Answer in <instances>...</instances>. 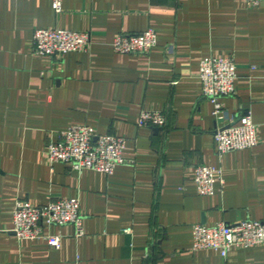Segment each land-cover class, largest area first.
Masks as SVG:
<instances>
[{
	"label": "crops",
	"instance_id": "crops-1",
	"mask_svg": "<svg viewBox=\"0 0 264 264\" xmlns=\"http://www.w3.org/2000/svg\"><path fill=\"white\" fill-rule=\"evenodd\" d=\"M0 0V264H264V244L226 258L192 251L193 226L264 221V1ZM88 32L86 51L61 57L33 52L35 30ZM155 29L147 55L119 54L120 33ZM206 57H231L236 91L222 99L226 118L251 112L258 145L219 156L213 104L198 77ZM164 113L163 128L140 127L142 110ZM126 138L108 175L51 166V141L71 125ZM198 165L222 170L210 196L193 181ZM80 198L83 236L54 226L61 247L20 241L16 201L44 206ZM132 228L131 233L124 229Z\"/></svg>",
	"mask_w": 264,
	"mask_h": 264
},
{
	"label": "built area",
	"instance_id": "built-area-1",
	"mask_svg": "<svg viewBox=\"0 0 264 264\" xmlns=\"http://www.w3.org/2000/svg\"><path fill=\"white\" fill-rule=\"evenodd\" d=\"M247 5L257 7L264 0H244ZM52 7L60 12L62 0H53ZM158 35L155 29L140 33H120L113 41V49L119 54L147 55L157 45ZM91 44L88 32L67 29L35 30L33 34V52L47 57H61L67 53L86 51ZM198 77L202 83L203 96L213 104V116L218 124L214 141L218 155L251 149L258 145L257 125L251 112L227 117L222 99L232 96L236 91V64L231 57H206L200 61ZM137 124L140 127L163 128L166 117L163 112L142 110ZM126 138L115 134L97 133L86 124L71 125L62 131L56 141L46 147L48 163H64L76 171L95 170L108 175L114 173L120 165L134 164L123 156ZM224 182L222 170L212 166L198 165L193 181L202 196H210L215 191V183ZM14 227L12 231L20 241L43 239L55 248L61 247V232L53 234L51 227L71 224L75 227V236L85 234L84 215L80 209V198H61L44 206H37L28 200L18 199L13 211ZM131 233L132 228L124 229ZM264 244V221L246 219L234 224L218 222L213 226L197 223L193 226V244L191 250H213L224 258L233 248H249Z\"/></svg>",
	"mask_w": 264,
	"mask_h": 264
},
{
	"label": "water",
	"instance_id": "water-1",
	"mask_svg": "<svg viewBox=\"0 0 264 264\" xmlns=\"http://www.w3.org/2000/svg\"><path fill=\"white\" fill-rule=\"evenodd\" d=\"M157 129H160V128H157Z\"/></svg>",
	"mask_w": 264,
	"mask_h": 264
}]
</instances>
